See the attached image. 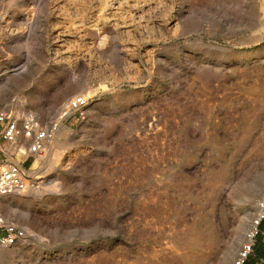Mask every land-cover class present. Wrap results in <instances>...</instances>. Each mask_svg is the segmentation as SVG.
<instances>
[{
  "label": "rangeland",
  "instance_id": "obj_1",
  "mask_svg": "<svg viewBox=\"0 0 264 264\" xmlns=\"http://www.w3.org/2000/svg\"><path fill=\"white\" fill-rule=\"evenodd\" d=\"M26 109L60 123L0 202L28 232L0 264H235L264 201V0H0V111Z\"/></svg>",
  "mask_w": 264,
  "mask_h": 264
},
{
  "label": "built area",
  "instance_id": "obj_2",
  "mask_svg": "<svg viewBox=\"0 0 264 264\" xmlns=\"http://www.w3.org/2000/svg\"><path fill=\"white\" fill-rule=\"evenodd\" d=\"M88 108L86 97L75 96L61 110L57 120L82 123L87 119ZM59 123H44L31 109L18 115L10 110L0 111V199L28 189L29 172L46 153ZM257 209L235 264H246L254 253L264 222V201L258 203ZM26 238L27 230L0 210V249L11 248Z\"/></svg>",
  "mask_w": 264,
  "mask_h": 264
},
{
  "label": "crops",
  "instance_id": "obj_3",
  "mask_svg": "<svg viewBox=\"0 0 264 264\" xmlns=\"http://www.w3.org/2000/svg\"><path fill=\"white\" fill-rule=\"evenodd\" d=\"M247 264H264V222L261 227V234L256 241L255 251Z\"/></svg>",
  "mask_w": 264,
  "mask_h": 264
},
{
  "label": "bare ground",
  "instance_id": "obj_4",
  "mask_svg": "<svg viewBox=\"0 0 264 264\" xmlns=\"http://www.w3.org/2000/svg\"><path fill=\"white\" fill-rule=\"evenodd\" d=\"M6 197H8V196H6ZM2 199H4V197L0 199V202L2 201Z\"/></svg>",
  "mask_w": 264,
  "mask_h": 264
},
{
  "label": "trees",
  "instance_id": "obj_5",
  "mask_svg": "<svg viewBox=\"0 0 264 264\" xmlns=\"http://www.w3.org/2000/svg\"><path fill=\"white\" fill-rule=\"evenodd\" d=\"M254 251H255V249H254ZM250 260V259H249ZM247 264V263H246Z\"/></svg>",
  "mask_w": 264,
  "mask_h": 264
}]
</instances>
